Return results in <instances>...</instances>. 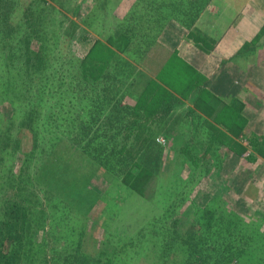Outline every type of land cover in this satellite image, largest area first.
Instances as JSON below:
<instances>
[{"label": "rangeland", "instance_id": "rangeland-1", "mask_svg": "<svg viewBox=\"0 0 264 264\" xmlns=\"http://www.w3.org/2000/svg\"><path fill=\"white\" fill-rule=\"evenodd\" d=\"M211 1L0 0V218L19 184L33 191L36 260L264 264V94L217 119L169 60L205 39L192 26ZM148 133L164 150L151 178L135 159Z\"/></svg>", "mask_w": 264, "mask_h": 264}, {"label": "crops", "instance_id": "crops-1", "mask_svg": "<svg viewBox=\"0 0 264 264\" xmlns=\"http://www.w3.org/2000/svg\"><path fill=\"white\" fill-rule=\"evenodd\" d=\"M248 1L242 6L240 2L231 3L221 11L215 6L211 11L216 3L212 0L192 26L205 39L194 44L182 40L187 45L175 47L177 58L169 56L174 65L196 77L200 88L206 85L201 93L212 97L210 105L217 119L222 108L231 115L239 101L250 102L255 92L264 94V19L257 20L263 17V11L260 5ZM155 53L157 62L164 59L157 49Z\"/></svg>", "mask_w": 264, "mask_h": 264}, {"label": "trees", "instance_id": "trees-1", "mask_svg": "<svg viewBox=\"0 0 264 264\" xmlns=\"http://www.w3.org/2000/svg\"><path fill=\"white\" fill-rule=\"evenodd\" d=\"M8 16H2L4 17V22L7 21ZM30 17L32 16L30 15L29 18ZM30 20H33V18ZM7 26L8 25H5V28ZM8 32L11 33L10 31ZM40 45V48H45L43 43ZM9 52L14 54L11 49H9ZM9 52L7 56L8 60H14ZM7 64H9V62ZM32 67L33 66L30 68ZM32 114H34L33 111L27 113L23 120L24 123H22V129L24 128L31 131L32 127L35 126L36 122ZM144 141L146 142L143 147H141V150L136 153L135 159L143 168L146 174L145 177L151 178L162 169L160 165L164 150L161 146L157 145L156 142H153L149 133L145 136ZM37 144L38 141L36 138L32 139L29 152L23 154V156L30 160L32 157L31 154L39 149L40 144H38V147ZM16 189L18 192L16 198H11V196L2 203V216L0 218V264H46L45 256L42 261L39 259L36 260V258L33 257L35 254L39 255V257L41 255L39 249L42 244L38 241L37 234L44 233V228L42 227V225H44V220H36V213L38 215L40 214L36 209L37 206L34 203L35 201H33L36 195L32 193L33 191L27 190L25 192V187L20 184ZM227 252L229 253V251ZM83 253H86V251L83 250ZM197 253L198 252L193 251L190 254L189 264H202L199 263L198 259L194 260ZM222 254L223 253H215L214 257L217 255L220 257ZM71 258L70 264H88L91 260L90 256L87 254H73ZM210 258L208 263L214 264V260L212 257Z\"/></svg>", "mask_w": 264, "mask_h": 264}]
</instances>
